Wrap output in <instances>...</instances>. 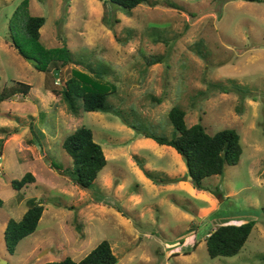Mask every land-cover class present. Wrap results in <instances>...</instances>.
<instances>
[{"label":"rangeland","instance_id":"obj_1","mask_svg":"<svg viewBox=\"0 0 264 264\" xmlns=\"http://www.w3.org/2000/svg\"><path fill=\"white\" fill-rule=\"evenodd\" d=\"M31 15L45 18L38 40L24 29ZM71 77L112 92L118 114L69 113L56 90ZM19 83L28 92L12 94ZM1 96L7 264L78 262L102 240L114 264H264V0H149L131 9L104 0H0ZM173 106L187 126L240 134L237 164L204 178L203 189L174 148L141 135L172 137ZM81 125L107 160L85 190L65 173L71 159L61 146ZM26 172L34 181L15 189ZM30 198L43 204L39 224L10 253L4 230ZM246 221L255 224L240 253L211 258L207 233Z\"/></svg>","mask_w":264,"mask_h":264},{"label":"trees","instance_id":"obj_2","mask_svg":"<svg viewBox=\"0 0 264 264\" xmlns=\"http://www.w3.org/2000/svg\"><path fill=\"white\" fill-rule=\"evenodd\" d=\"M115 4L122 9H131L149 0H104ZM260 2L261 0H246ZM43 16H27L24 29L30 39L38 40L40 28L44 25ZM64 54L68 49L64 48ZM67 56V55H66ZM62 89L56 90L65 102L69 113L76 114L79 108L85 112L98 111L118 114L108 102L112 92H99L84 85L80 80L71 77ZM20 87H13L12 94L28 92L30 86L19 83ZM4 91V90H3ZM2 99V96L0 97ZM80 103V104H79ZM172 125V137L159 136L156 133L142 131L141 135L156 141L159 145L174 148L183 158L188 178L194 187L203 189L201 181L204 178L221 175L226 165H235L242 154L240 134L233 128L222 129L209 134L205 127L196 123L186 125L185 112L179 106H173L167 113ZM65 153L71 159V166L65 168L70 180L81 189H88L97 178L99 172L107 164L102 147L94 141L90 128L81 125L67 134L61 144ZM34 177L26 172L19 180L12 181V186L19 190ZM28 207L19 220L10 219L4 230L6 248L13 253L19 241L34 233L39 224L43 204L34 198L28 201ZM254 221L241 224H222L205 238L206 249L211 258L232 257L240 253L254 226ZM116 256L112 252L110 243L102 240L85 257L78 262L70 257L60 261H51L44 264H114Z\"/></svg>","mask_w":264,"mask_h":264},{"label":"water","instance_id":"obj_3","mask_svg":"<svg viewBox=\"0 0 264 264\" xmlns=\"http://www.w3.org/2000/svg\"><path fill=\"white\" fill-rule=\"evenodd\" d=\"M27 61L30 62L31 64H36V62L32 59H27ZM55 74H57V70L55 71ZM55 76L57 77V75H55ZM44 252H46V251L41 252L40 255L43 254ZM0 264H7V261L0 258Z\"/></svg>","mask_w":264,"mask_h":264},{"label":"built area","instance_id":"obj_4","mask_svg":"<svg viewBox=\"0 0 264 264\" xmlns=\"http://www.w3.org/2000/svg\"><path fill=\"white\" fill-rule=\"evenodd\" d=\"M0 160H1V156H0Z\"/></svg>","mask_w":264,"mask_h":264}]
</instances>
